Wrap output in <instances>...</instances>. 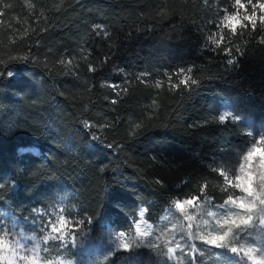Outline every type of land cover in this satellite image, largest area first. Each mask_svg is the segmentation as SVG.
<instances>
[{
    "label": "trees",
    "instance_id": "obj_1",
    "mask_svg": "<svg viewBox=\"0 0 264 264\" xmlns=\"http://www.w3.org/2000/svg\"><path fill=\"white\" fill-rule=\"evenodd\" d=\"M33 2L29 9L24 0H0L5 61L0 71L18 73L0 77V208L23 220L63 186L79 195L89 221L86 236L94 243L108 226L127 228L142 203L158 222L172 199L196 195L205 181L206 194L222 203V180L203 158L217 149L219 127L234 142L240 134L223 125L204 131L190 120L221 96L264 126V32L248 28L233 36L243 55L238 67H228L203 59L199 50L206 39L203 0H65L59 9L51 0ZM95 21L108 24L107 38L92 31ZM78 28L84 30L89 57L61 66L57 61L74 49ZM17 55L30 58L9 60ZM150 62L170 70L191 65L199 85L190 92L159 94L156 113L141 119L142 127L131 134L129 116L149 89L132 79L127 97L111 112L110 126L92 140L83 121L93 119L92 112L109 103L106 94H113L102 86V75ZM121 78L119 73L115 80ZM29 145L41 154L19 155V148Z\"/></svg>",
    "mask_w": 264,
    "mask_h": 264
},
{
    "label": "snow or ice",
    "instance_id": "obj_2",
    "mask_svg": "<svg viewBox=\"0 0 264 264\" xmlns=\"http://www.w3.org/2000/svg\"><path fill=\"white\" fill-rule=\"evenodd\" d=\"M204 3L207 4L208 0H204ZM232 7L235 11L223 10L224 14L217 25L218 34H209L207 43L211 51L219 50L227 57L226 66L238 67V55H243V52L230 38L226 40L223 30L227 29L232 36L242 34L249 26L252 31H256L257 21L261 30H264V0H234ZM92 31L108 37L103 25H93ZM261 43H264V38ZM29 58V55L9 56V60L24 62ZM84 58L87 59V56ZM32 59L36 60L34 57ZM4 63L0 59V65ZM57 63L66 67L73 61L61 58ZM88 70L95 71V68L89 64ZM192 73V67L180 68L175 74L176 83H172L173 75L165 73L169 88L189 92L194 90L199 85V80ZM14 75L10 68L0 71V77L13 78ZM147 75L149 74L141 73L137 79ZM109 86L117 87L115 84ZM155 86L161 88L163 82L156 81ZM111 103L116 104L117 100L113 99ZM209 123L235 127L238 134L248 138L243 142L242 148L235 152L234 163L213 161L209 165L212 172L223 178L219 185L221 192L225 194L223 202L216 204L206 194L208 182L205 181L199 186L196 195L171 200L168 212L171 213L174 209L179 213V218L173 216L170 228L155 232L152 225H147L142 231L137 225V235L132 238H127L124 232L115 233L114 245L117 249L123 248L131 252L141 246L149 247L178 264H203L198 258L213 260V264H264V131H254L247 118L232 106L215 110L214 114L203 121V124ZM83 126L90 132L96 127L88 120L83 121ZM109 126L105 124L101 127ZM141 127V123H135L131 134H135ZM91 138L94 141L100 139L95 133H91ZM107 147L112 148L113 145L108 144ZM227 148L226 141L222 150ZM29 150L20 149L21 152ZM155 183L163 187L160 180ZM12 186L14 187V183ZM49 207L60 213L65 211L63 207L56 208L55 205ZM190 208L197 209V212L190 213ZM146 212V208L141 209L139 217L143 218ZM29 221L38 229L39 235H25L20 220H9L0 212V264H74L67 257L71 248L78 247L80 232L75 226H68L63 214L55 216L43 208H33L31 217H24L23 223L27 224ZM88 222L87 218H81L74 225L82 227ZM215 249L222 251L216 252ZM108 258L106 255L105 260ZM125 260L127 262L128 258Z\"/></svg>",
    "mask_w": 264,
    "mask_h": 264
},
{
    "label": "rangeland",
    "instance_id": "obj_3",
    "mask_svg": "<svg viewBox=\"0 0 264 264\" xmlns=\"http://www.w3.org/2000/svg\"><path fill=\"white\" fill-rule=\"evenodd\" d=\"M25 4L30 8L34 7L33 0H24ZM65 0H51V6L54 9H59ZM246 2V0H244ZM255 2V0H254ZM203 4L206 6V13H205V23H206V39L205 42L199 47V50L204 55L203 59H206L207 61H210L211 63H221L223 65H226V58L225 55L221 51H211L210 45L207 43V37L209 34H218V22L222 18L224 12V9H227L229 12L235 11V9L232 7L234 4V0H208V3L205 4L203 0ZM31 5V7L29 6ZM251 11V6H249V12ZM243 10H241V13ZM1 14V11H0ZM259 15V13H258ZM1 16V15H0ZM1 19V17H0ZM95 24L103 25L108 32L109 26L104 21H95L91 24V28ZM222 27V26H221ZM251 28V26H249ZM257 29L259 31H263L260 28L259 21H257ZM224 34L226 36V40L230 38L233 41V36L228 32L227 29H224ZM95 33V32H94ZM77 38L74 41L75 47L71 52H66L62 58L64 60L72 59L74 62V59H80L82 56L89 57V50L86 46L85 41V33L84 30L78 28L77 30ZM234 43V42H233ZM192 67L191 65L188 66H179L172 70L168 69L166 66L163 65L161 62H150L146 64H137L133 68H125L122 66L111 68L108 72L102 75L101 78V84H103L105 87H110V84H115L117 87L112 88L113 94H106L105 100L109 101L108 104H104L103 108L99 111H93L92 117L93 119L86 118L85 120H88L90 124H95L96 127L91 130V133H95L96 135H100L101 132L104 131L105 127H101L102 125L109 124L111 119V112L114 111L119 103H122L123 99H125L129 93L130 90V82L132 81H141L144 85H149L148 89V95L145 100H143L138 106L136 107L135 111L132 112V114L129 116V128L131 130L132 126L135 123H140L141 119L144 117H152L157 109H158V97L159 94L164 93H175V89H170L168 86V80L165 76V73H168L170 75H173L172 83H176L177 79L175 77V74L178 72L180 68H189ZM232 67V66H231ZM14 71V70H13ZM15 75L18 73L14 71ZM120 73L122 75V78L120 80H115L116 76ZM141 73H148L149 75L142 77L141 79H137V77L140 76ZM14 75V76H15ZM194 76V72L192 73ZM195 78V77H194ZM156 81H162L163 87L157 88ZM124 89H127L125 92ZM115 99L117 100L116 104H112L111 101ZM155 101V104L153 103ZM225 106H232V103L224 98V97H217L215 100H212L208 105L204 107L203 110L197 113L192 120H190L191 125L195 127H203L204 131L209 127H216L217 123H209V124H203V121L209 117L210 115L214 114L215 110H222ZM85 107H88L87 104H85ZM242 115V114H241ZM244 116V115H243ZM246 117V116H244ZM247 121L252 125L254 131H264V126H261L262 123L259 125H256L251 118L246 117ZM201 125V126H196ZM89 131V130H88ZM90 132V131H89ZM204 138H208L207 132L204 133ZM214 139L217 140L216 144L217 149L213 151L212 153H206L204 155V160L207 161L209 164H212L213 161H227L229 163H234L236 159L235 152L239 151L242 146L243 142L246 141L248 138L246 136L240 135V140L235 141L231 139L229 132L225 128L219 127L217 129V134L214 135ZM227 141L228 148L226 150L224 149V144ZM30 149L29 151L21 152L19 150V155L24 156L26 153H38L41 154L38 147L34 145H29L27 147H20L19 149ZM197 154V151L194 152ZM221 180L223 179L220 177ZM187 197H183L181 199H184ZM80 198L79 195H77L75 192L71 191L70 189H67L63 186H59L55 188V190L52 192V194L43 200L42 203H38L33 208H43L47 212H52L53 215L58 216L60 214H63L65 216V219L68 221L69 227H76V230L80 232L81 239L78 242V247L71 248L70 252L68 254V259H71L74 264H105L108 259L112 258L115 255H121V258H118L116 263L114 264H178L177 261L169 260L167 257H165L162 253H158L156 250L141 246L139 248L134 249L133 251L129 252L123 248L117 249L114 245V234L118 232H124L127 238H132L137 235V225L139 228L143 231L146 229L147 225H152L153 230L155 232H159V230L164 228H170L171 222L173 220V216H176L179 218V213H176L175 210L171 213L168 212L169 206L165 207V210L163 214L160 216V219L158 222H155L152 220V218L149 217L148 212L145 213L144 217H139V211L143 208H146L145 204H141L138 207L136 217L134 219L130 220V223H128V227L124 229L115 228V227H106L98 236L96 241L94 243H89L87 236H86V225H83L82 227L79 225H74V222L79 221L81 218H85V215L82 213V211L79 208L80 204ZM219 204V203H216ZM50 205H55L56 208L63 207L65 211L63 213H60L58 211H55L53 208L49 207ZM32 208V209H33ZM147 209V208H146ZM32 211V210H31ZM0 212H3L9 220L12 218H16L21 221V228L24 231L25 235H39V231L37 228L33 227L31 222L25 224L23 223V220L17 216L12 215L11 212L0 208ZM189 212L192 214H195L197 212V209L190 208ZM167 216V219L165 217ZM31 217V213L28 216ZM171 233H169L170 235ZM198 246H199V242ZM214 251L220 252L222 250L215 249ZM112 252V255H109V253ZM109 256L107 260H105V256ZM231 255V254H229ZM207 256V253H206ZM128 258L127 262L125 258ZM200 259L203 264H213V260L204 259V258H198Z\"/></svg>",
    "mask_w": 264,
    "mask_h": 264
}]
</instances>
